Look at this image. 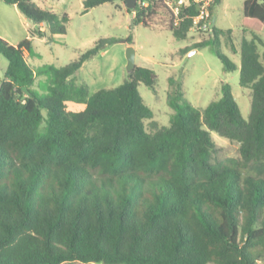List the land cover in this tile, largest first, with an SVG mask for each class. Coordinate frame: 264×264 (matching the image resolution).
Here are the masks:
<instances>
[{
    "label": "trees",
    "instance_id": "16d2710c",
    "mask_svg": "<svg viewBox=\"0 0 264 264\" xmlns=\"http://www.w3.org/2000/svg\"><path fill=\"white\" fill-rule=\"evenodd\" d=\"M115 1L83 0V13ZM138 1L149 7L127 9L135 14L132 27L161 11L175 40L194 28V5L174 26L164 0ZM0 2L35 25L31 38L67 32L66 13L32 0ZM219 2L212 1L211 16ZM243 17L252 38L240 43L239 66L220 47L231 30L213 28L212 38L193 48L210 43L225 71H239L240 86L251 91L248 120L229 84L199 110L182 80L169 77L173 113L160 126L138 90L153 89L157 75L142 67L91 94L75 74L117 39L99 40L66 66L35 69L24 54L31 38L11 45L0 37L8 63L0 82V264L264 263V0H245ZM126 42L132 45V36ZM41 76L45 96L34 90ZM69 103L84 109L68 110ZM212 132L238 143L239 158L213 161Z\"/></svg>",
    "mask_w": 264,
    "mask_h": 264
},
{
    "label": "rangeland",
    "instance_id": "374dc122",
    "mask_svg": "<svg viewBox=\"0 0 264 264\" xmlns=\"http://www.w3.org/2000/svg\"><path fill=\"white\" fill-rule=\"evenodd\" d=\"M211 1L213 0H209ZM244 1L220 0L214 8V14L205 22L206 28L192 29L185 40L177 41L168 31L169 15L161 11L148 18L147 24L132 27L131 21L135 14L128 13L125 3L119 0L92 8L87 13H83V0H34L36 4L46 6V10L61 15L66 13L69 22L64 35L48 36L46 39L35 37L31 42V57L27 56V60L35 69L45 65L63 67L75 61L99 40L117 39L119 42L107 46L104 51L86 62L75 75L76 82L87 85L91 94L101 89L115 88L128 80L126 50L132 46L136 52L135 66L153 70L157 75V83L153 89L140 84L138 90L144 103L153 111V120L160 126H168L173 113L167 104L169 77L182 80L185 98L199 110L220 99L221 85L229 84L242 117L248 120L251 112V91L240 86L239 71H225L210 43L201 49L193 48L195 43L210 40L213 28L231 30L230 34L220 37L221 51L235 64L240 65V43L242 39L252 38V34L243 28ZM34 28L35 25L17 8L0 2V37L3 40L11 45H18L31 37ZM42 28L45 29L44 26ZM129 36H132V45L126 42ZM259 37L264 43V31ZM181 49L192 50L181 54ZM263 51L264 46H259V52ZM7 64V60L0 55V82ZM46 87L47 77H37L34 90L45 96ZM67 107L71 111L84 109V105L74 103H69ZM145 124L148 128L149 121ZM211 135L217 145L213 161L239 158L238 143L221 138L214 132Z\"/></svg>",
    "mask_w": 264,
    "mask_h": 264
},
{
    "label": "built area",
    "instance_id": "2783aa9c",
    "mask_svg": "<svg viewBox=\"0 0 264 264\" xmlns=\"http://www.w3.org/2000/svg\"><path fill=\"white\" fill-rule=\"evenodd\" d=\"M164 5L170 11L173 17V25L177 26L180 21V14L183 12L184 8L188 5L196 6L198 10V15L193 18V29H203L206 28L205 22L210 17V6L211 2L209 0H164ZM141 8H148L149 3L147 1H138L137 6Z\"/></svg>",
    "mask_w": 264,
    "mask_h": 264
},
{
    "label": "water",
    "instance_id": "95a60500",
    "mask_svg": "<svg viewBox=\"0 0 264 264\" xmlns=\"http://www.w3.org/2000/svg\"><path fill=\"white\" fill-rule=\"evenodd\" d=\"M138 0H124L126 8L128 10H134L137 6ZM135 55L136 52L132 46L127 47L126 50V71L128 74L133 73L135 70Z\"/></svg>",
    "mask_w": 264,
    "mask_h": 264
},
{
    "label": "crops",
    "instance_id": "0c3cea01",
    "mask_svg": "<svg viewBox=\"0 0 264 264\" xmlns=\"http://www.w3.org/2000/svg\"><path fill=\"white\" fill-rule=\"evenodd\" d=\"M33 2H34V0H32ZM35 3V2H34ZM36 4V3H35ZM36 5H38L40 8H42V9H44V10H46L47 9V7L46 6H44L43 4H36ZM47 11H50V10H47ZM51 12H53V11H51ZM59 15H61V14H59ZM45 29L44 28H42L41 27V31H44ZM35 37H37V36H35ZM35 37H27V38H31V40H33ZM41 39V38H40ZM42 39H46V38H42ZM24 54H25V58H26V60H27V56H30V54L27 52V51H25L24 52ZM31 57V56H30ZM27 62L29 63V60H27ZM239 66V65H238ZM76 75V74H75Z\"/></svg>",
    "mask_w": 264,
    "mask_h": 264
}]
</instances>
